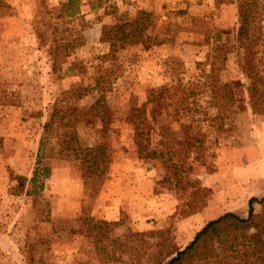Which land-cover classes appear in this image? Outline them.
<instances>
[{"label":"rangeland","instance_id":"obj_1","mask_svg":"<svg viewBox=\"0 0 264 264\" xmlns=\"http://www.w3.org/2000/svg\"><path fill=\"white\" fill-rule=\"evenodd\" d=\"M1 1L0 84L14 104L0 105V264H153L162 244H187L191 209L214 194L206 177L215 188L232 168L225 153L264 147V114L243 89L231 114L222 88L264 66V0L241 42V0H76L72 16L67 0ZM139 11L144 37L101 39ZM95 146L102 176L80 169L78 150ZM36 167L49 169L41 188ZM249 198L218 205L245 215Z\"/></svg>","mask_w":264,"mask_h":264},{"label":"trees","instance_id":"obj_2","mask_svg":"<svg viewBox=\"0 0 264 264\" xmlns=\"http://www.w3.org/2000/svg\"><path fill=\"white\" fill-rule=\"evenodd\" d=\"M253 0H241L236 5L238 15V28L235 34V40L241 42L244 37H247L249 13L248 6L252 4ZM89 2V0H88ZM229 3L232 0H228ZM76 0H67L61 4L65 16H72L78 13ZM0 6L3 2L0 0ZM76 6V7H75ZM149 13L146 11H139L132 19H122L121 22H115L102 30L101 39H114L120 41V47H123L124 41H133L139 36H143L146 27L150 25L147 23ZM150 37L145 35V38L140 39L144 48L149 46ZM152 45H157L160 41L151 39ZM224 44L216 46L218 51ZM262 55H264V39L262 40ZM240 65L241 73H246ZM54 67V64H52ZM250 80L252 83L243 85L240 82L229 80L222 84L224 92L228 97L230 108H232L236 100L234 96L235 91L243 89L248 94V104L252 113L264 114V89L259 80L264 81V66L261 72L256 70H249ZM263 73V75H262ZM264 83V82H263ZM238 92V91H237ZM14 102L8 97V93L0 84V105H13ZM236 110L233 107L231 114ZM57 111L53 110L50 119L44 124V131L49 132L54 116ZM75 147V146H73ZM137 147L141 146L138 140ZM77 151V150H76ZM80 158V169L83 173L93 174L95 176H102L105 169L104 151L101 147H86L78 150ZM67 156V155H66ZM103 163V165H100ZM49 169L44 167L39 169L36 167L33 170L30 182L34 184L39 182V187H42V177H47ZM196 190L201 194L209 193L208 188L197 187ZM196 193V192H193ZM194 205V200L191 201ZM254 203L262 206L261 212H255ZM204 207L202 202L197 207L191 209L190 213H195ZM157 243L156 245H159ZM167 248L163 253L159 252V256L154 258L153 264H264V194L260 197H250L247 201V209L245 215H240L233 211H224L216 217L207 220L193 235L192 239L183 247H177L172 243L162 244Z\"/></svg>","mask_w":264,"mask_h":264},{"label":"crops","instance_id":"obj_3","mask_svg":"<svg viewBox=\"0 0 264 264\" xmlns=\"http://www.w3.org/2000/svg\"><path fill=\"white\" fill-rule=\"evenodd\" d=\"M231 151H228L231 153L226 152L227 156L225 155V157H233L228 162L229 167L232 168L225 171L222 176L220 175L221 168H219L218 183H216L215 188L214 177L209 175L206 177L208 182L206 185L214 189V194L201 211L189 217L188 222L196 224V230L207 220L229 210L227 208L220 210L219 202H226L234 196L236 198H249L264 193V147H236L232 148ZM129 197L133 198L131 195ZM111 214L113 216L109 219H115L117 213L112 211Z\"/></svg>","mask_w":264,"mask_h":264}]
</instances>
